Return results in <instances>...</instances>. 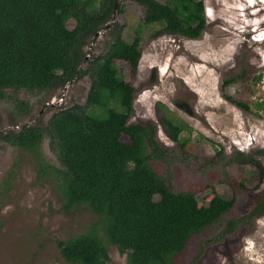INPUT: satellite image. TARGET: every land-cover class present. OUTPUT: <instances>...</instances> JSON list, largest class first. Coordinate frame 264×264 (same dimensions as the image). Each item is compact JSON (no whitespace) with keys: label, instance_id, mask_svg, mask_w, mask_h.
<instances>
[{"label":"rangeland","instance_id":"1","mask_svg":"<svg viewBox=\"0 0 264 264\" xmlns=\"http://www.w3.org/2000/svg\"><path fill=\"white\" fill-rule=\"evenodd\" d=\"M200 1L204 28L190 40L167 34L164 24L145 25L143 7L119 0L113 23L124 41L138 36L140 48L136 68L115 63L133 88L128 123L151 131L154 147L146 142L148 164L169 191L191 194L199 207L215 195L232 203L213 224L188 239L172 264H264V216L246 219L264 186V34H259L264 0ZM73 26L69 22V29ZM254 33L260 43L252 40ZM110 42L109 32H101L84 49L87 60L103 54ZM89 86L86 76L50 94L5 91L10 99L0 101V131L45 124L61 109L84 105ZM17 101L29 106L26 116L15 109ZM166 116L186 126L178 142L160 123ZM120 142L129 144V136L122 134ZM40 149L46 161L58 167L47 140ZM237 152L251 159L234 162ZM38 176L27 151L0 143V264H68L56 241L84 234L92 224L94 216L84 208L64 213L58 190ZM235 219L240 227L215 240ZM108 254L106 264H126L125 255L115 248Z\"/></svg>","mask_w":264,"mask_h":264},{"label":"trees","instance_id":"2","mask_svg":"<svg viewBox=\"0 0 264 264\" xmlns=\"http://www.w3.org/2000/svg\"><path fill=\"white\" fill-rule=\"evenodd\" d=\"M124 1L143 7V23L164 24L169 35L195 40L204 28L200 0ZM119 8V0H0V101L10 99L5 91L50 94L76 79L90 80L84 105L61 109L45 124L0 131V143L32 156L38 178L58 190L64 213L81 207L94 216L84 234L56 241L66 263L106 264L113 247L125 255L126 264H172L188 239L213 224L232 203L215 195L199 207L191 194L169 191L149 167L146 142L154 147L152 133L128 123L133 88L115 67L123 61L134 69L140 59L138 36L124 41L113 23ZM103 31L109 32L110 44L103 54L87 60L84 49ZM233 104L249 111L243 103ZM15 109L25 116L30 110L21 101ZM160 123L173 142L186 128L170 116ZM122 134L129 136V144L120 142ZM44 140L58 167L42 154ZM250 159L241 152L232 158L239 163ZM262 216L264 186L246 219ZM240 225L236 219L227 222L215 240Z\"/></svg>","mask_w":264,"mask_h":264},{"label":"water","instance_id":"3","mask_svg":"<svg viewBox=\"0 0 264 264\" xmlns=\"http://www.w3.org/2000/svg\"><path fill=\"white\" fill-rule=\"evenodd\" d=\"M263 9H264V8H263ZM263 22H264V19H263ZM259 34L261 35V37L263 36V34H264V28H263L262 32L259 33ZM257 36H258V35H257ZM260 41H261V40L257 38L255 42H256V43H258V42L260 43ZM263 48H264V47H263ZM261 52H262V57H263V56H264V50H262Z\"/></svg>","mask_w":264,"mask_h":264},{"label":"flooded vegetation","instance_id":"4","mask_svg":"<svg viewBox=\"0 0 264 264\" xmlns=\"http://www.w3.org/2000/svg\"><path fill=\"white\" fill-rule=\"evenodd\" d=\"M262 30H263V28H262ZM255 37H256V34L254 33V34L252 35V40L254 39V40H253L254 42L256 41V38H255ZM257 38H258V36H257Z\"/></svg>","mask_w":264,"mask_h":264}]
</instances>
